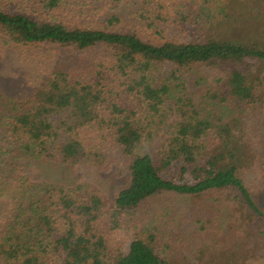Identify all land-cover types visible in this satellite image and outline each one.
<instances>
[{
    "label": "trees",
    "instance_id": "obj_1",
    "mask_svg": "<svg viewBox=\"0 0 264 264\" xmlns=\"http://www.w3.org/2000/svg\"><path fill=\"white\" fill-rule=\"evenodd\" d=\"M242 1L0 0V52L75 53L28 96L0 90V264H177L159 252L157 235L140 234L147 227L136 213L149 199L220 191L256 211L242 177L254 140L237 126L264 110L260 44L163 38L167 25L217 29ZM94 16L101 20H83ZM205 69L219 71L208 93L216 102L198 104L187 80ZM114 150L129 176L112 202L90 182L20 173L33 162L103 167Z\"/></svg>",
    "mask_w": 264,
    "mask_h": 264
},
{
    "label": "rangeland",
    "instance_id": "obj_2",
    "mask_svg": "<svg viewBox=\"0 0 264 264\" xmlns=\"http://www.w3.org/2000/svg\"><path fill=\"white\" fill-rule=\"evenodd\" d=\"M83 1L92 7L107 2ZM241 1L225 0L229 6ZM247 2L242 7L233 5L232 18L217 29L207 32L197 27L167 25L163 38L191 42L223 37L245 45L260 44L259 52L264 53V0ZM83 20L97 22L101 18L94 16ZM74 57L75 53L70 55L69 51H58L46 45L0 52V90L10 96H28L46 83L51 70L70 63ZM193 74L187 80L189 96L198 104L215 103L216 100H211L208 93L216 91L219 71L205 69ZM254 114L255 119L244 113L237 128L239 132L244 130L248 139L254 140V161L242 172V177L257 207L255 214L247 211V200H235L227 192L214 191L197 196L166 193L151 198L137 211L136 219L141 226L147 227L140 233L142 236L150 233L158 236L157 246L163 256L173 258L177 264H264V233L260 231L264 230V110ZM107 154L103 167L73 168L33 162L30 167L21 166L20 173L34 181L54 182L67 187L90 182L103 192L108 202H112L126 185L129 164L119 150ZM251 213L258 221L255 219V225L249 232L243 229L244 220Z\"/></svg>",
    "mask_w": 264,
    "mask_h": 264
}]
</instances>
